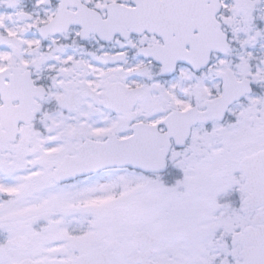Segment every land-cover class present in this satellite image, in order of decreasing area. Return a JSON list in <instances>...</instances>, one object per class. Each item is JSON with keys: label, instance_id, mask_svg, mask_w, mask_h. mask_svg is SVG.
<instances>
[{"label": "snow or ice", "instance_id": "1", "mask_svg": "<svg viewBox=\"0 0 264 264\" xmlns=\"http://www.w3.org/2000/svg\"><path fill=\"white\" fill-rule=\"evenodd\" d=\"M0 264H264V0H0Z\"/></svg>", "mask_w": 264, "mask_h": 264}]
</instances>
